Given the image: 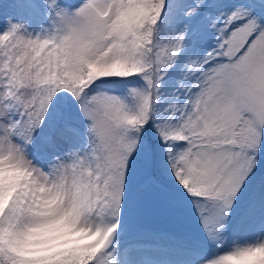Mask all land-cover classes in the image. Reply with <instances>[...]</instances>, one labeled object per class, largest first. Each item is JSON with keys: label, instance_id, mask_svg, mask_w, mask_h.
Masks as SVG:
<instances>
[{"label": "snow or ice", "instance_id": "6c2138e0", "mask_svg": "<svg viewBox=\"0 0 264 264\" xmlns=\"http://www.w3.org/2000/svg\"><path fill=\"white\" fill-rule=\"evenodd\" d=\"M5 2L0 165L26 179L0 205V264L67 212L96 238L75 264H111L134 164L160 159L211 242L197 264H264V0Z\"/></svg>", "mask_w": 264, "mask_h": 264}, {"label": "rangeland", "instance_id": "374dc122", "mask_svg": "<svg viewBox=\"0 0 264 264\" xmlns=\"http://www.w3.org/2000/svg\"><path fill=\"white\" fill-rule=\"evenodd\" d=\"M0 4L6 14L8 3L0 0ZM134 168L138 172L127 186L119 227L109 248L111 264H148L147 257H155L156 264H197L198 257L211 242L190 198L182 192L175 194L179 190L166 179L162 159L151 169H144L138 163ZM148 179L158 184L160 190L145 187ZM72 223L75 224L72 228L77 229L73 214ZM236 235L246 234L229 233L221 246H230Z\"/></svg>", "mask_w": 264, "mask_h": 264}, {"label": "clouds", "instance_id": "9594fccd", "mask_svg": "<svg viewBox=\"0 0 264 264\" xmlns=\"http://www.w3.org/2000/svg\"><path fill=\"white\" fill-rule=\"evenodd\" d=\"M10 179L23 182L26 178L17 170L0 165V205L8 198ZM55 206V202L49 201L45 212ZM71 223V212L49 215L45 223L26 231L16 242L21 264H75L74 258L94 246L96 238L86 231L73 229Z\"/></svg>", "mask_w": 264, "mask_h": 264}, {"label": "bare ground", "instance_id": "6f19581e", "mask_svg": "<svg viewBox=\"0 0 264 264\" xmlns=\"http://www.w3.org/2000/svg\"><path fill=\"white\" fill-rule=\"evenodd\" d=\"M74 218V217H73ZM74 223V222H73ZM73 223H71V227L73 226V225H75V224H73ZM74 227V226H73ZM76 229V228H75ZM80 230H82V229H80ZM246 238V235H241V236H239V235H236V236H234L233 237V240L234 239H236L238 242H240V243H243V241H244V239ZM140 258H142V256L140 257ZM155 257H147V259L145 260L146 262H149L148 264H156V261H155ZM129 261V260H128ZM164 264V263H163Z\"/></svg>", "mask_w": 264, "mask_h": 264}]
</instances>
